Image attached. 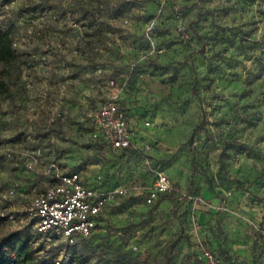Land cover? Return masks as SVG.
<instances>
[{"label": "rangeland", "instance_id": "obj_1", "mask_svg": "<svg viewBox=\"0 0 264 264\" xmlns=\"http://www.w3.org/2000/svg\"><path fill=\"white\" fill-rule=\"evenodd\" d=\"M6 29L16 58L0 61L11 152L0 154V236L24 229L62 264H203V247L264 264V0H0ZM111 78L128 79L133 146L96 153ZM50 163L126 189L74 245L35 229L31 201L53 182ZM157 172L176 196L147 205L137 195ZM205 186L219 200L206 223L195 212Z\"/></svg>", "mask_w": 264, "mask_h": 264}, {"label": "built area", "instance_id": "obj_2", "mask_svg": "<svg viewBox=\"0 0 264 264\" xmlns=\"http://www.w3.org/2000/svg\"><path fill=\"white\" fill-rule=\"evenodd\" d=\"M109 93L100 104L93 122L91 137L100 141L111 149H129L133 145L131 127L127 117L121 110L119 99L126 87V79L117 82L111 78L107 81ZM150 125L149 121L144 122ZM1 139V137H0ZM10 156V149L1 148L0 154ZM38 159L31 157L27 163L33 167ZM53 182L42 192L36 194L30 210L35 218V229L39 234H51L61 237L67 244H73L78 237H86L96 230L97 217L107 204L116 196H122L126 189L116 187L113 189L99 190L88 184L78 170L59 171L54 163H50L44 170ZM177 188L167 174L157 172L155 180L144 193V203L150 204L163 193H171ZM201 254L205 264H222L218 256L208 248H202Z\"/></svg>", "mask_w": 264, "mask_h": 264}, {"label": "trees", "instance_id": "obj_3", "mask_svg": "<svg viewBox=\"0 0 264 264\" xmlns=\"http://www.w3.org/2000/svg\"><path fill=\"white\" fill-rule=\"evenodd\" d=\"M15 58H16L15 51L11 45L10 30L9 29L0 30V61L5 64H10L15 60ZM3 85L4 83L0 81V87ZM127 88H128V79L126 78V87L123 93H125ZM121 98H122V95L119 99V104H120L121 110H123V107H121L122 106ZM92 128H93V124H92ZM104 148H109V147H107L104 143L100 141H95L94 151L96 153H100L102 149ZM122 150H125V149H122ZM2 156L7 157L6 155H2ZM193 162L194 161L192 159L190 162V166H191L190 167L191 168L190 180H193L194 175H195L192 170ZM206 188L208 189L209 187L205 186L204 189L202 190V193L206 190ZM137 196L143 200L144 193L141 192ZM175 196H176V191L171 192V193H163V194H160L156 198L155 201L147 205L154 204L156 201L160 202L162 199L169 200V199L174 198ZM105 209L97 217L96 228H98L100 224V221H101V218L103 216ZM34 222H35V219H34ZM91 235L86 236V237H90ZM86 237H78L76 241L70 245H74L76 244L78 239L86 238ZM45 251L43 250V247L35 246L34 241L32 240V236L30 235L29 232H27L24 229H14L0 236V264H62L59 260H56L52 256H49L46 253H44ZM39 252H42L41 255H39ZM201 258L203 260V264H205L202 254H201ZM225 260H227L226 261L227 264L233 263V261L231 259H228V257L226 256H225Z\"/></svg>", "mask_w": 264, "mask_h": 264}, {"label": "crops", "instance_id": "obj_4", "mask_svg": "<svg viewBox=\"0 0 264 264\" xmlns=\"http://www.w3.org/2000/svg\"><path fill=\"white\" fill-rule=\"evenodd\" d=\"M132 141H133V139H132ZM203 196H204V198H208L206 201H208L209 203H206V205L200 206V208H198L195 212L197 213V217L199 218L200 222H205L206 223L209 220V216H210L209 215V212H210L209 206H211V207H213V206L214 207H217L219 205V200H218V198H216L207 189L203 192ZM206 240H210V238L209 239H206ZM225 256L228 257L227 254L222 253V257H223V260H224V261L222 260V264H227V262H226L227 260H225ZM228 259H230V258L228 257Z\"/></svg>", "mask_w": 264, "mask_h": 264}]
</instances>
